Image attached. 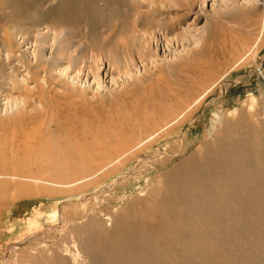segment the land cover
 <instances>
[{"label":"rangeland","instance_id":"374dc122","mask_svg":"<svg viewBox=\"0 0 264 264\" xmlns=\"http://www.w3.org/2000/svg\"><path fill=\"white\" fill-rule=\"evenodd\" d=\"M238 35L249 44L232 49ZM258 63L264 0H0V264H46L54 250L67 257L60 264H86L72 261L77 216L102 201L124 206L200 148L215 122L263 100L264 79L250 72ZM178 114L131 158H114L111 173L88 171ZM160 150L166 167L137 163ZM137 164L135 181L120 183ZM74 211L77 226L62 230Z\"/></svg>","mask_w":264,"mask_h":264},{"label":"bare ground","instance_id":"6f19581e","mask_svg":"<svg viewBox=\"0 0 264 264\" xmlns=\"http://www.w3.org/2000/svg\"><path fill=\"white\" fill-rule=\"evenodd\" d=\"M234 39L228 46L237 48L246 43L242 36L240 41ZM253 50L252 45L247 53H253ZM249 58L243 55L241 59L245 61ZM250 72L264 79L262 63H258ZM248 101L239 112L224 117L223 122L222 119L215 122L218 125L215 132L207 134V141L200 148L174 164L170 171L156 175L142 194L140 191L124 206L109 202L117 207H103L105 203L102 201V205L97 203L96 207L88 212L83 210L79 216L76 211L70 213L72 222L60 217L63 219L60 224L62 230H66L67 226L69 229L77 226L73 217H80V227L70 230L68 234L71 240L75 239L76 253L72 261H82L83 258L86 264H264V97L260 100L251 96ZM184 104L181 102V107ZM188 104L185 106L190 107ZM180 115L147 138L138 140V144L133 141L134 146L130 143L126 148L120 147V150L113 152V156L110 154L102 161L98 156L100 154L96 155L99 157L96 168H92V161H88V166L85 162L88 171L111 173L114 158L119 162L121 157L135 154L136 150L182 119L183 115ZM177 145L180 148L173 153L174 156H167L168 160L182 152L184 145L178 142ZM152 155L139 156V166L156 165L154 168L157 169L168 161L164 160L162 150ZM138 164L137 168L120 177V183L125 185L127 181H135L133 177L140 169ZM60 166L56 165L54 174L63 178L66 174H63ZM74 166L69 165L68 169L77 174L83 172ZM44 181L35 179L37 184ZM54 181L61 183L60 180ZM22 189L24 187L20 189L24 194ZM108 192L104 188L94 196L99 199ZM68 215L63 213L64 217ZM52 254L53 257L46 260V264H60V258L64 255L59 257L55 250ZM64 259L67 260V257Z\"/></svg>","mask_w":264,"mask_h":264}]
</instances>
